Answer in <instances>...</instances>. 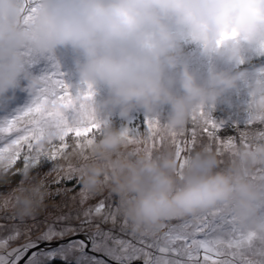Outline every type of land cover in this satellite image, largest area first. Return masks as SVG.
<instances>
[{
    "label": "clouds",
    "instance_id": "1",
    "mask_svg": "<svg viewBox=\"0 0 264 264\" xmlns=\"http://www.w3.org/2000/svg\"><path fill=\"white\" fill-rule=\"evenodd\" d=\"M34 6V20L26 23ZM186 44L227 65H241L249 49L264 55V0H0V107L21 88L34 98L41 93L44 80L30 71L29 54L70 47L83 56L77 62L81 86L108 89L102 101L96 94L89 101L99 133L86 152L73 149L86 157L87 189L98 191L107 181L130 226L140 232L221 202L233 206L242 227L264 232V186L253 183L240 163L217 171L213 154L196 153L180 177L171 147L146 153L107 116L128 118L139 110L158 115L167 105L168 126L182 128L194 112L248 80L246 71L215 67L202 78L192 69ZM248 91L252 119L264 122V71H257ZM60 137L50 129L36 151L49 152ZM239 153L249 170L264 165V140L251 141ZM41 198L35 188L20 193L17 214H33Z\"/></svg>",
    "mask_w": 264,
    "mask_h": 264
},
{
    "label": "rangeland",
    "instance_id": "2",
    "mask_svg": "<svg viewBox=\"0 0 264 264\" xmlns=\"http://www.w3.org/2000/svg\"><path fill=\"white\" fill-rule=\"evenodd\" d=\"M66 50L68 58L66 62L63 61L65 81L72 86L74 93L86 90L80 84L77 71V62L82 61L83 56L70 47ZM185 52L192 69L202 78L207 76L212 67L247 72L248 80L242 82L237 90L227 94L215 105L201 107L221 126L218 139L227 141L234 138V144L226 143L220 147L216 141H210L206 136H198L195 147L186 145L183 155L178 157L177 134L183 132L186 126L190 129L191 124L189 120L182 128L169 127L171 109L167 105L161 107L158 115L139 110L128 118H122L118 113H109L108 118L114 127L124 133L130 130L132 133L138 131L141 134L147 132V119L158 120L165 133V143L162 147L158 145L157 150L172 148L179 161L177 174L180 177L183 176V170L192 155L207 153L216 157L217 171H227L240 163L242 170L253 183L264 186V179L258 173V170H264V165L249 170L238 159L241 147L249 146L253 140H264V134H261L264 132V122L252 119L251 96L248 91V84L257 71H264V55L246 50L244 62L236 66L227 65L219 59H206L191 44L185 45ZM51 55H30V71L35 73L30 68L32 63H36V60L50 62ZM26 91V88L17 90L12 102L0 107V126L32 105L33 101L26 103L21 99V94L25 95ZM94 91L97 101L108 96V89L103 84H97ZM168 135L173 138L169 140ZM185 135L190 140V136L187 133ZM132 142L140 146L139 142ZM140 148L149 154L153 152L146 151L141 146ZM48 153L36 151L40 156L36 163L23 157L14 165L0 163V177L3 178L0 181V261L3 264H15L17 260L18 264H45L54 258L74 264H119L122 254L118 250L121 245L115 243L116 241L122 240L125 245H130L131 251L128 255L131 256L136 254L140 244H147L149 247L154 244L168 245L172 237L180 235L196 240L219 241L218 251L222 255L218 259L229 261V264H264V232L242 227L230 203L221 202L195 214L166 220L154 230L136 231L122 213L120 198L107 187V181L104 187L95 192L83 185V163L86 159L81 154L83 152L70 149L63 158L58 159L49 158ZM30 188L42 193L41 203L33 214L18 215L16 207L19 194ZM101 204L105 205L104 212L96 214L95 209ZM253 234L251 243L245 242L241 247H228L241 239L247 241ZM131 264H145V260L134 259Z\"/></svg>",
    "mask_w": 264,
    "mask_h": 264
},
{
    "label": "snow or ice",
    "instance_id": "3",
    "mask_svg": "<svg viewBox=\"0 0 264 264\" xmlns=\"http://www.w3.org/2000/svg\"><path fill=\"white\" fill-rule=\"evenodd\" d=\"M35 4V0H29ZM37 8L32 7L25 17V22L34 20ZM31 55V54H29ZM44 87L27 110L22 111L15 118L6 121L0 126V163L14 165L22 157L25 160L39 161L35 144L38 143L50 129L61 132L59 142L49 151L47 156L51 159L63 158L70 149L86 152L92 138L99 133L101 123L97 120L89 101L95 95L92 85L86 90L73 92L72 86L63 78V73L57 70L42 76ZM147 132L144 134L125 131V135L134 142H139L146 151H155L157 146L165 143L161 130L162 126L156 119L146 120ZM191 128L187 126L183 132L178 133V157L183 155L186 145L194 148L198 136H206L210 141H216L220 147L226 143L232 145L234 138L227 141L219 138L221 126L212 119L203 108L193 113L190 118ZM252 124V121L249 122ZM190 136V140L185 134ZM261 134H264L262 132ZM172 135H168L171 140ZM242 139H245L242 136ZM245 143L247 141L245 140ZM261 179H264V170H258ZM256 179V176H253ZM105 205L101 204L96 209V214L104 212ZM254 234L247 241L241 239L235 245L228 247H241L245 242L251 243ZM121 245L119 253L122 254L119 264H131L134 259H144L145 264H229V261L218 259L222 254L218 251L219 241L196 240L187 236H174L168 245L140 244L135 255L129 256L130 245L124 241H116ZM0 264H3L0 261ZM18 264V260L15 262Z\"/></svg>",
    "mask_w": 264,
    "mask_h": 264
},
{
    "label": "trees",
    "instance_id": "4",
    "mask_svg": "<svg viewBox=\"0 0 264 264\" xmlns=\"http://www.w3.org/2000/svg\"><path fill=\"white\" fill-rule=\"evenodd\" d=\"M66 48L65 47H60L58 48L52 55V60L50 62H44L40 60H36V63H32L31 67L32 69H34V74L38 75V76H44L45 74L47 75L50 72H54L57 70V66L59 67V71L63 73V78L64 77V71H65V66H64V62H66L67 60V54H66ZM69 60H72V58H70ZM44 64H48V66L46 67V65ZM21 99H24V102H29L31 103L35 98L33 97L32 94H30L28 91L25 92V95L21 94ZM3 180V178L0 177V181ZM45 264H74V263H69L63 259L60 258H54V260H51L50 262H46Z\"/></svg>",
    "mask_w": 264,
    "mask_h": 264
}]
</instances>
